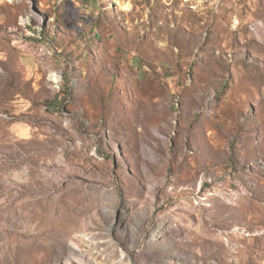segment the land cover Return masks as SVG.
<instances>
[{"label": "rangeland", "instance_id": "374dc122", "mask_svg": "<svg viewBox=\"0 0 264 264\" xmlns=\"http://www.w3.org/2000/svg\"><path fill=\"white\" fill-rule=\"evenodd\" d=\"M0 264H264V0H0Z\"/></svg>", "mask_w": 264, "mask_h": 264}, {"label": "bare ground", "instance_id": "6f19581e", "mask_svg": "<svg viewBox=\"0 0 264 264\" xmlns=\"http://www.w3.org/2000/svg\"><path fill=\"white\" fill-rule=\"evenodd\" d=\"M52 81H54L55 83H59L60 82V78L57 74H53L51 75Z\"/></svg>", "mask_w": 264, "mask_h": 264}, {"label": "trees", "instance_id": "16d2710c", "mask_svg": "<svg viewBox=\"0 0 264 264\" xmlns=\"http://www.w3.org/2000/svg\"><path fill=\"white\" fill-rule=\"evenodd\" d=\"M86 20V19H85ZM88 23H90L88 20H87ZM97 36H99L98 34H96Z\"/></svg>", "mask_w": 264, "mask_h": 264}]
</instances>
